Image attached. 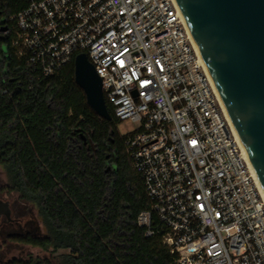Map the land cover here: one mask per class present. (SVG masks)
I'll use <instances>...</instances> for the list:
<instances>
[{
  "label": "built area",
  "instance_id": "1",
  "mask_svg": "<svg viewBox=\"0 0 264 264\" xmlns=\"http://www.w3.org/2000/svg\"><path fill=\"white\" fill-rule=\"evenodd\" d=\"M13 45L37 74L87 53L175 264H264V193L176 0H25Z\"/></svg>",
  "mask_w": 264,
  "mask_h": 264
},
{
  "label": "trees",
  "instance_id": "2",
  "mask_svg": "<svg viewBox=\"0 0 264 264\" xmlns=\"http://www.w3.org/2000/svg\"><path fill=\"white\" fill-rule=\"evenodd\" d=\"M26 5L0 0V166L42 226L14 219L20 230L11 239L51 247L58 264H175L162 239L138 223L150 200L113 106L107 101L111 120L89 106L75 59L40 77L18 54L11 17Z\"/></svg>",
  "mask_w": 264,
  "mask_h": 264
},
{
  "label": "water",
  "instance_id": "3",
  "mask_svg": "<svg viewBox=\"0 0 264 264\" xmlns=\"http://www.w3.org/2000/svg\"><path fill=\"white\" fill-rule=\"evenodd\" d=\"M264 193V0H176ZM4 27L3 30H6ZM87 103L112 119L102 78L87 53L75 57ZM13 220L0 198V220Z\"/></svg>",
  "mask_w": 264,
  "mask_h": 264
},
{
  "label": "rangeland",
  "instance_id": "4",
  "mask_svg": "<svg viewBox=\"0 0 264 264\" xmlns=\"http://www.w3.org/2000/svg\"><path fill=\"white\" fill-rule=\"evenodd\" d=\"M136 127V124L130 120L120 121L118 124L119 132L123 135L133 133ZM7 186L8 178L4 169L0 166V198L10 202L13 219H17L22 224L32 220L42 226L36 209L30 203L21 201L18 192L9 191ZM18 221H14L9 225L6 224L0 229V263L7 264L13 259H34L42 261V264H58V259L51 247L44 249L11 239L9 234L20 230V222Z\"/></svg>",
  "mask_w": 264,
  "mask_h": 264
},
{
  "label": "flooded vegetation",
  "instance_id": "5",
  "mask_svg": "<svg viewBox=\"0 0 264 264\" xmlns=\"http://www.w3.org/2000/svg\"><path fill=\"white\" fill-rule=\"evenodd\" d=\"M13 220H14V219H13ZM13 220H8L7 218L3 217V218L0 220V224H2V223L7 224L8 222H12Z\"/></svg>",
  "mask_w": 264,
  "mask_h": 264
}]
</instances>
